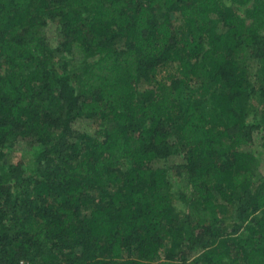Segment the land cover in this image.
<instances>
[{
  "label": "trees",
  "instance_id": "16d2710c",
  "mask_svg": "<svg viewBox=\"0 0 264 264\" xmlns=\"http://www.w3.org/2000/svg\"><path fill=\"white\" fill-rule=\"evenodd\" d=\"M229 1L0 0V264H264V0Z\"/></svg>",
  "mask_w": 264,
  "mask_h": 264
},
{
  "label": "rangeland",
  "instance_id": "374dc122",
  "mask_svg": "<svg viewBox=\"0 0 264 264\" xmlns=\"http://www.w3.org/2000/svg\"><path fill=\"white\" fill-rule=\"evenodd\" d=\"M226 5L229 11L235 10L238 14H240L243 17L247 16L248 10L251 8L250 3L245 6H236L235 4L231 3L229 0H227ZM163 12L164 10L162 8L156 9V15H157L158 20H162ZM55 43H56L55 37H52L50 40V44L52 46H55ZM205 109L208 111V115H209L208 117L211 120V122H216L218 119L217 111L214 110L212 105L206 104ZM253 119L255 120V122H257L256 117H250V120H253ZM74 128L76 130L86 131L91 134L94 133V126L92 125V122L87 119H79L78 121H76L74 123ZM262 132H263L262 129H258L254 131L253 133L254 143H252L251 146H247L246 149L253 150L255 154L259 157V160H260L259 171L261 175H264V146L262 145ZM36 152H37V148L29 149L27 151L22 152V154L17 153L18 154L17 156L34 155ZM181 161H182L181 156H172L167 160H159L158 162L155 163L156 166H166L169 168L170 177L174 185V191L177 188V178L175 175L176 171H174L176 168L174 167L176 166V164H178Z\"/></svg>",
  "mask_w": 264,
  "mask_h": 264
}]
</instances>
